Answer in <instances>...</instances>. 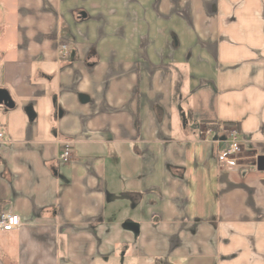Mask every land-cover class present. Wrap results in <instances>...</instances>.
Wrapping results in <instances>:
<instances>
[{
	"label": "crops",
	"instance_id": "obj_1",
	"mask_svg": "<svg viewBox=\"0 0 264 264\" xmlns=\"http://www.w3.org/2000/svg\"><path fill=\"white\" fill-rule=\"evenodd\" d=\"M0 88V264H264V0H0Z\"/></svg>",
	"mask_w": 264,
	"mask_h": 264
},
{
	"label": "built area",
	"instance_id": "obj_2",
	"mask_svg": "<svg viewBox=\"0 0 264 264\" xmlns=\"http://www.w3.org/2000/svg\"><path fill=\"white\" fill-rule=\"evenodd\" d=\"M68 44L61 43L59 45V53L62 58L68 55ZM200 135L205 139H211L213 142H221L217 150V160L221 167L227 169L237 168L243 158L245 150L246 139L242 137L240 131L235 126H217L206 127L200 130ZM5 138V134L0 127V141ZM72 156V147L66 145L60 154L62 162H68ZM20 216L14 213H1L0 214V231H12L20 225Z\"/></svg>",
	"mask_w": 264,
	"mask_h": 264
},
{
	"label": "water",
	"instance_id": "obj_3",
	"mask_svg": "<svg viewBox=\"0 0 264 264\" xmlns=\"http://www.w3.org/2000/svg\"><path fill=\"white\" fill-rule=\"evenodd\" d=\"M0 105H4L7 108H13L15 106L14 101L7 89L0 88ZM258 167L263 168V158L260 157L258 160Z\"/></svg>",
	"mask_w": 264,
	"mask_h": 264
}]
</instances>
